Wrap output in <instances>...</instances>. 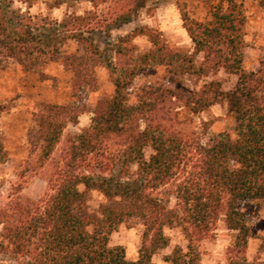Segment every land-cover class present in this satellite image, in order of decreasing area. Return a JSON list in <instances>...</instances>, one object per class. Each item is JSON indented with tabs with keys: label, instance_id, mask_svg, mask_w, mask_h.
<instances>
[{
	"label": "trees",
	"instance_id": "trees-1",
	"mask_svg": "<svg viewBox=\"0 0 264 264\" xmlns=\"http://www.w3.org/2000/svg\"><path fill=\"white\" fill-rule=\"evenodd\" d=\"M26 1L0 0V69L14 62L31 70L38 58L55 61L75 42L84 54L66 56L64 65L76 97L85 90L89 63L103 60L95 37L104 35L115 55V62L106 66L114 91L97 103L89 125L64 142V130L78 124L81 111L52 106L38 118L28 170L50 168L47 192L37 201L9 202L0 208V255L18 264H152L170 244L165 230L178 229L186 251L177 246L163 261L201 264V244L223 223L232 233L225 264H264V240L258 257H247L251 236L240 210L243 204L264 202V66L256 72L241 69L245 35L240 6L215 0L206 23L184 16L194 51L179 56L146 28L111 38L114 30L142 12L147 0H89L110 4L102 22L91 24V17L68 15L43 26L33 25L35 17L22 7L15 8ZM135 35H146L154 45L141 62H165L174 79L223 70L237 82L223 91L212 81L189 94L151 88L131 102L132 85L140 74L139 60L129 46ZM199 54L204 59L195 70ZM219 103H226L233 119V136L209 135L206 123L200 130L180 129L194 123L181 118V112L196 116ZM145 149L151 150L148 158ZM90 193L103 200L95 212L88 205ZM130 220L143 226L134 261L126 259L121 246L109 245L111 234Z\"/></svg>",
	"mask_w": 264,
	"mask_h": 264
},
{
	"label": "rangeland",
	"instance_id": "rangeland-1",
	"mask_svg": "<svg viewBox=\"0 0 264 264\" xmlns=\"http://www.w3.org/2000/svg\"><path fill=\"white\" fill-rule=\"evenodd\" d=\"M240 6L244 19V49L241 69L256 72L264 66V0H230ZM218 1L212 0H147L142 12L129 24L114 30L113 40L123 37L131 29L146 28L151 30L172 52L183 56L194 51L186 33L182 18L206 23L211 20L213 7ZM110 4L91 2L89 0H27L15 8L22 7L23 12L35 17L32 24L43 26L48 23L62 22L68 15L91 17L90 23L102 22L104 11ZM107 36L95 37V44L100 49L103 60L89 63L84 91L73 96L71 74L65 67V57L80 58L84 52L82 46L75 42L68 43L58 59L50 61L48 57L38 58L31 70H25L14 62H8L0 69V143L3 154L0 155V208L9 202L39 200L47 192V175L49 171L31 173L30 143L37 133V120L52 106H70L81 115L76 125H68L63 132L62 142L77 135L90 123L98 102L113 95V85L106 66L115 62L113 47L108 45ZM130 47L134 48V59L139 60L140 74L135 78L130 99L135 102L151 88H168L181 90L186 94L199 91L212 81L221 84L223 91L231 90L237 77L226 74L223 70L211 71L207 76L185 75L172 78L166 63L159 64L149 58L145 63L141 58L154 50L151 39L146 35H135ZM204 59L203 54L195 58L194 69L198 70ZM183 119L194 123L185 124L182 131L200 130L203 123L209 125V135L229 134L233 136L234 122L227 111L226 103H219L207 111L191 116L188 111L180 114ZM62 147V146H61ZM145 157L151 154L145 149ZM52 167V164H51ZM91 212H95L103 202L97 193L88 195ZM246 216L251 238L248 240L247 257L250 261L259 255L260 244L264 240V202L256 201L240 206ZM143 226L138 220H130L120 225L111 234L109 245L121 246L128 261L137 258ZM170 239L169 246L152 258V264H167L164 257L179 246L186 251L187 243L178 229H166ZM232 241V233L223 223H219L216 235L201 244V264H225L226 251ZM264 261V255L260 254ZM10 257L0 255V264H18Z\"/></svg>",
	"mask_w": 264,
	"mask_h": 264
}]
</instances>
